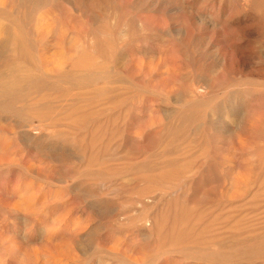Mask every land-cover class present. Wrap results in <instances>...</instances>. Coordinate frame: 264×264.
<instances>
[{"label": "rangeland", "instance_id": "obj_1", "mask_svg": "<svg viewBox=\"0 0 264 264\" xmlns=\"http://www.w3.org/2000/svg\"><path fill=\"white\" fill-rule=\"evenodd\" d=\"M3 1L0 264H264V0Z\"/></svg>", "mask_w": 264, "mask_h": 264}, {"label": "bare ground", "instance_id": "obj_2", "mask_svg": "<svg viewBox=\"0 0 264 264\" xmlns=\"http://www.w3.org/2000/svg\"><path fill=\"white\" fill-rule=\"evenodd\" d=\"M7 1H8V0H5V2H4V1H3V2L6 4ZM10 2H11V0H10ZM153 3H154V2H153ZM6 5H7V4H6ZM9 5H10V3H9ZM238 12H239V11H238ZM233 14H234V13H233ZM229 15H230V14H229ZM46 20H47V19H46ZM207 21H208V20H207ZM47 22H48V21H47ZM48 23H49V22H48ZM46 25H47V24H46ZM201 44H202V43H201ZM227 48H229V47H227ZM217 57H218V56H217ZM227 57H228V56H227ZM227 60H228V59H227ZM225 61H226V60H225ZM228 61H229V60H228ZM229 62H230V61H229ZM229 62H228V64H229ZM228 64H227V65H228ZM123 72H124V71H123ZM227 108H228V107H227ZM228 110H229V109H228ZM238 115H239V114H238ZM249 124H250V123H249ZM249 124H248V125H249ZM41 236H42V235H41ZM3 245H4V244H3ZM12 245H13V244H12ZM8 247H9V246H8ZM18 251H19V250H18ZM20 253H21V252H20Z\"/></svg>", "mask_w": 264, "mask_h": 264}]
</instances>
